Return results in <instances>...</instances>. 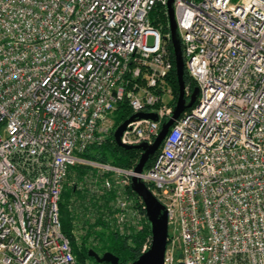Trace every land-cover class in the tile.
<instances>
[{
  "label": "built area",
  "instance_id": "built-area-1",
  "mask_svg": "<svg viewBox=\"0 0 264 264\" xmlns=\"http://www.w3.org/2000/svg\"><path fill=\"white\" fill-rule=\"evenodd\" d=\"M168 1L0 0V264H80L60 214L77 167L86 197L70 209L144 234L141 254L135 176L168 212L164 264H264V0H174L196 103L141 174L83 156L114 138L125 100L159 120L129 124L123 144H153L172 117L170 32L152 23Z\"/></svg>",
  "mask_w": 264,
  "mask_h": 264
},
{
  "label": "water",
  "instance_id": "water-1",
  "mask_svg": "<svg viewBox=\"0 0 264 264\" xmlns=\"http://www.w3.org/2000/svg\"><path fill=\"white\" fill-rule=\"evenodd\" d=\"M168 23L170 30V42L173 46L175 56V66L177 80L179 84V96L174 107L172 117L165 121L161 127V131L153 144L141 143L138 145L123 144L121 139L124 132L128 129V125L137 121L150 120L157 122L158 115L154 112H139L130 116L126 121L119 125L114 132L115 143L126 150L139 151L140 158L135 166V173L141 174L147 163L161 148L170 128L176 120L188 109L192 108L197 101L199 88L196 87L187 100L185 95L186 80H185V59L181 45V38L176 22L174 0H169L167 3ZM132 191L139 196L144 202L147 219L152 236V243L148 251L141 254L136 260L130 264H164L165 253L168 243L169 226L168 212L166 207L153 195L146 184L138 177H133L131 181ZM89 256L94 258L99 264H119V258L111 252H106L103 255L98 254L94 250L89 251ZM182 264V263H179Z\"/></svg>",
  "mask_w": 264,
  "mask_h": 264
},
{
  "label": "trees",
  "instance_id": "trees-1",
  "mask_svg": "<svg viewBox=\"0 0 264 264\" xmlns=\"http://www.w3.org/2000/svg\"><path fill=\"white\" fill-rule=\"evenodd\" d=\"M152 23L155 27L163 26L164 32L169 33L170 30L168 29V16L166 11L162 7H158L153 14ZM168 50L174 64V70L172 72L170 78V85L173 89V104L175 105L179 96V84L177 80V73H176V66H175V56L172 44L168 43ZM185 80L186 86L190 87L191 90L196 88V83L189 77L187 71L185 72ZM132 110L128 105L127 100L123 103L119 104L116 112H115V122L116 127L126 121L131 115ZM85 158L95 160L98 162H111L119 167L129 168L133 167L136 162L139 161L140 152L137 150H126L119 147L114 138L111 137L102 145H92L90 146L87 151L83 154ZM79 169L75 168V173H77L78 178H82L81 176L86 173L85 169L82 167H78ZM86 196L83 195L81 192H77L76 189L73 187L71 191L67 192L64 196V200L66 202H62L60 204V214H61V221L63 226V231L67 236H71L73 248L76 257H78V261L80 264H86L87 261L90 264H99L95 261L94 258L89 256V251L94 250L96 252L102 251L103 253L111 252L119 258V264H130L134 260H136L141 255L142 246L145 242L144 234L139 233L135 236H122L117 231L109 230V242L102 248L93 246L89 244V240L94 238H100L102 236L98 233L95 228H102L104 225L103 222L97 220L95 224L90 225L86 214L74 209H70V204L72 203V199H80L84 200ZM72 205H74L72 203ZM93 207L94 204L92 203ZM84 209L83 211H85ZM80 216V218L78 217ZM82 216V217H81ZM84 217V218H83ZM84 219L83 226H87L86 232L82 235L81 242L78 244L73 239L72 230L74 229L75 222H80V220ZM131 240V242H130ZM99 253V252H98ZM107 264V263H104Z\"/></svg>",
  "mask_w": 264,
  "mask_h": 264
},
{
  "label": "rangeland",
  "instance_id": "rangeland-1",
  "mask_svg": "<svg viewBox=\"0 0 264 264\" xmlns=\"http://www.w3.org/2000/svg\"><path fill=\"white\" fill-rule=\"evenodd\" d=\"M238 0H233V2H237ZM137 163V162H136ZM76 169H79L78 167ZM83 169V168H82ZM75 169H73L70 177L68 178L67 180V183H66V187H65V190L63 192V200L62 202H66V200H64V196L67 192L71 191V189L74 187L75 188V184L79 181L82 180V178H77L78 175H76L77 173L74 172ZM85 196V195H84ZM82 217V216H81ZM84 218V217H83ZM89 218H92V216H89ZM82 219V218H81ZM84 219H88V218H84ZM84 219L80 220V222H75L74 224V229L72 231L75 232V234L77 235V239L76 242L79 244L81 242V237L82 235L86 232V230L88 229L87 226H83V222H84ZM95 222H97V219L94 220ZM90 225H93L89 222ZM96 230H98L97 232L100 233L102 236H100V238H94L92 237L90 240H89V244L90 245H93V246H97V247H104L108 242H109V229L107 226H102V228H95ZM99 252V253H98ZM97 253L100 254V255H103L104 253L102 251H98ZM78 259V257H77ZM87 262V261H85Z\"/></svg>",
  "mask_w": 264,
  "mask_h": 264
}]
</instances>
